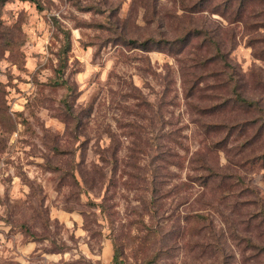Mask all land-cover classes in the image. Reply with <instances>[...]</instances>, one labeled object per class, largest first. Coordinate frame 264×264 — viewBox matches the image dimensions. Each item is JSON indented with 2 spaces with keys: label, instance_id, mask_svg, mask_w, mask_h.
Returning a JSON list of instances; mask_svg holds the SVG:
<instances>
[{
  "label": "rangeland",
  "instance_id": "obj_1",
  "mask_svg": "<svg viewBox=\"0 0 264 264\" xmlns=\"http://www.w3.org/2000/svg\"><path fill=\"white\" fill-rule=\"evenodd\" d=\"M36 1L0 4V264H264V0Z\"/></svg>",
  "mask_w": 264,
  "mask_h": 264
},
{
  "label": "trees",
  "instance_id": "obj_2",
  "mask_svg": "<svg viewBox=\"0 0 264 264\" xmlns=\"http://www.w3.org/2000/svg\"><path fill=\"white\" fill-rule=\"evenodd\" d=\"M7 1H8V0H0V4H4V3L7 2ZM21 1H31L32 3H36V4L38 5V3H37L36 0H21ZM222 58H223V57H222ZM233 96H234V98H235V99H234L235 102L238 103V104H240V105H246V106H251V105H253L252 102L243 99V98H242L238 93H236V92L233 93ZM112 264H121V263H119V261H118V253H117V252H116V255L114 256V259H113V261H112Z\"/></svg>",
  "mask_w": 264,
  "mask_h": 264
}]
</instances>
